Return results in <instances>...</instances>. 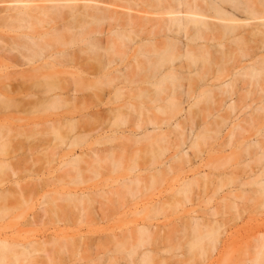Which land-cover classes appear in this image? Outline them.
I'll return each mask as SVG.
<instances>
[{"label":"rangeland","instance_id":"rangeland-1","mask_svg":"<svg viewBox=\"0 0 264 264\" xmlns=\"http://www.w3.org/2000/svg\"><path fill=\"white\" fill-rule=\"evenodd\" d=\"M5 1L0 0V87L22 83L24 90H41L46 86L30 87L44 82L38 75H32L49 68L46 63L52 58L48 56L63 51L71 54L75 66H94L99 61H109V69H125V73L119 83L116 79L104 87L105 92L95 96L90 88L82 89L88 85L77 76H71L69 72H74L72 64H67L60 68L64 72L56 78L77 92L65 93L64 102L40 103L35 101L37 96L29 97L23 93L13 94L14 102L10 105L3 106L0 101V126L10 130L9 133L6 131L8 146L1 149L0 145V162L8 164L0 170V192H4L0 197V239L18 243L47 242L36 248L32 263L23 260V256L14 262L9 253L0 260L1 264H127L130 259L138 260L146 243L137 247L131 256L128 242L116 246L113 236L142 223L154 226V231L160 233L158 243L164 242L159 245L165 248L158 255L155 253L154 259L149 257L153 260L147 259L143 264H149L150 260V264H176L183 259L184 264H264V196L236 190L237 197L229 198L233 183L223 185L220 182L229 174H218L233 161L222 157L229 151L222 154L216 150L226 131V126L222 131L221 128L215 130L219 128L218 118H214L216 113L208 111L211 114L206 115L201 104L197 106L198 110L193 106L189 113L181 111L193 102V94L179 88L174 94L170 92L169 87H172L168 82L165 83L168 90L160 95L139 97L131 92L139 81L148 78L149 61L142 51L150 47H142L138 52V42L123 46L115 40L113 46L111 42L105 47V51L92 50L85 41L90 26L83 28L66 17L59 19L39 13L21 21H4L2 8L8 5ZM109 1L119 11L141 8V0ZM37 3L45 2L30 4ZM17 5L11 3L13 8H18ZM17 11L14 9L11 14L15 15ZM61 24H66L71 32L64 29L55 35L52 26ZM102 26L106 27V24ZM145 28L150 29L148 25ZM22 33L51 34L41 43L44 54L33 64H22V53L31 54L37 49L18 39ZM108 36L104 33L98 38L106 44ZM149 57L156 59V56ZM238 57L242 59L241 63H246L245 58ZM57 61L62 58L56 59L55 63ZM137 62L146 68V73L138 68ZM20 71L29 79L20 78L17 74ZM181 83L186 90L188 80ZM112 86H123L124 89L119 94L110 93ZM168 96L169 101L182 105L171 106ZM63 118H70L73 128L63 127L59 132L65 135L66 130L70 136L85 135L79 136L73 146H68L69 138L60 139L52 128L56 127L57 119L65 120ZM177 122L179 128L175 127ZM152 127H156L161 135H152L148 140L143 132ZM4 139L1 138L0 143ZM75 156L79 160L73 166L70 159ZM206 161L208 166H205ZM241 167L244 166H237L235 174L243 175ZM203 174L213 181L206 188ZM135 177L139 179L128 185L127 180ZM184 178L191 182L184 187L186 190L176 191ZM234 180H237L236 176ZM68 193L83 198L69 200L66 198ZM159 200L164 203L158 207L160 209L157 208V212L150 209L151 204ZM191 220H199L202 224L191 223ZM203 221L217 223L205 226ZM167 234L171 235L169 240L159 239ZM55 236L73 237L81 243L75 241L77 245L71 247L69 243L58 245L51 242ZM106 246L113 259L111 263L106 260L107 254L94 255L96 247L101 250ZM76 253L79 254L77 259L71 261L69 257Z\"/></svg>","mask_w":264,"mask_h":264},{"label":"bare ground","instance_id":"bare-ground-1","mask_svg":"<svg viewBox=\"0 0 264 264\" xmlns=\"http://www.w3.org/2000/svg\"><path fill=\"white\" fill-rule=\"evenodd\" d=\"M33 1L45 3L30 4ZM5 2L8 5L2 8L5 13L3 16L4 21L9 19L21 21L25 17L29 18L39 13L59 19L66 17L73 24L75 22L80 23L83 28L90 26L91 28L88 29L85 41L92 50L104 49L103 51H105L107 49L105 47L111 42L113 46L115 40L123 46H126L127 43L138 42V52L142 47H150L149 50L142 51V55L147 56L149 61L148 78L146 81H139L138 86L130 89L131 92L136 93L139 97L160 95L168 90L169 86L165 85L166 82L170 84L172 88L169 87V90L174 94L178 88L182 89L184 93L191 92L193 94V102L188 105V109L182 108L181 111L188 112L193 106L198 110L197 106L201 104L200 106L203 105L201 109H204V112L207 111L206 115L211 114L208 111L216 113L214 118L215 120L218 118L217 127L219 128L215 130L218 129L219 131L221 128L222 131V128L226 126L224 136L217 143L216 150L222 154L229 151L222 157L228 161H233L227 169L218 174H229V176L220 180L223 185L233 183V189L228 192L229 198L237 197L236 190L239 193L251 191L254 196L257 194L264 196V0H141L140 9L134 10L135 8L129 6L131 9H127L128 11H119L113 8L115 4L109 0H7ZM11 3H18V8H13ZM14 9H18V11L15 15H12L11 11ZM150 14L155 16H150ZM104 23L106 27L102 26ZM146 25L150 29L145 28ZM52 29L57 36L61 34L57 31L66 29L71 32L72 30L66 24H61L57 27L52 26ZM80 33H82V29ZM104 33L109 35L106 38V44H103L104 42L98 38L99 35ZM50 35L47 33L39 35L22 33L18 36V39L24 41L27 45L32 44V46L37 48L31 54L25 55L22 53V58L26 59L22 60V64H33L44 54L41 43ZM135 37H139V40L135 41ZM29 49L31 48L28 47ZM148 55L156 56V59L153 60ZM239 55L246 59V63H241L242 59L239 60ZM48 58H52L46 63L49 68L38 70L36 74L32 75H38L44 82L39 81L38 85L32 84L30 86L31 88L36 86L39 88L41 85L46 87L42 86L41 90L33 91L34 89L31 90L29 88L28 90L22 89V83H18L13 87L9 85L1 86L0 101L3 106L10 105L12 101L14 102L12 95L19 93L29 97L35 95L37 96L35 101L40 103L48 102L50 105H54L64 102L65 93L77 92V89H71L69 85L61 83V80L56 78L60 77L61 73L64 72L60 68L67 64H72L71 67L74 71L69 72L70 75L77 76L88 85L83 86L82 89L90 88L95 96L105 92L104 87L110 86L109 84L116 79L119 83L125 73V69H109V61H99L94 66L83 64V69L82 66H75L71 54L64 51L57 52L53 57L50 55ZM58 58H62V61L55 63ZM137 66L146 73V68L142 67L140 62H137ZM17 74L22 79L26 77L29 79L22 71ZM185 79L188 80L186 90L183 89V84L181 83ZM112 87L113 89L109 91L110 93L114 91V93L119 94L124 89L123 86ZM167 99L171 106L180 107L182 105L181 102L169 101L170 97ZM199 111L201 112L202 110ZM231 117L234 118L231 119ZM63 119L65 120L57 119L56 127L52 128L54 132L59 134L60 139H64V136L69 138L70 143L68 146H73L79 136L83 137L85 135L76 134L70 136L66 130V134L63 135L59 132L63 127L68 128L69 126L73 128L70 118ZM204 123L206 126V121ZM175 127L179 128L180 123L177 122ZM145 130L147 131L143 132V136L148 140L152 139V135H161L157 133L156 127ZM6 131L10 132L6 127L0 126V139L5 138L0 143L1 149L8 146L9 134ZM215 134H218V132ZM185 153L182 152V154ZM177 156L179 155H176V158H178ZM78 160L79 157L75 156L70 159V163L74 166ZM238 165L244 166L241 167V171L239 170L243 175H238L240 174L238 172L235 174ZM7 166L8 164L0 162V170ZM205 166H208L207 161ZM202 176L206 182V185L203 186L206 188L207 184L213 181L212 179L210 180L207 174ZM235 176L237 180H234ZM138 179L139 177L128 179L127 184L129 185ZM189 181L191 182V180L184 178L183 183L176 191L186 190L184 187L188 185ZM3 195L4 192L1 191L0 197ZM66 198L74 201L81 200L83 197L68 193ZM226 201L228 202L229 200ZM162 204H164L163 201L159 200L151 204L150 209L157 212L156 209L161 207ZM200 219L204 220V218ZM192 221L193 223L199 222V225L201 222L199 220H191L190 222L192 223ZM207 222L205 226L217 223V221ZM199 225L197 226L199 227ZM158 229L157 231L159 232L165 231ZM155 231L153 225L142 223V225H137L133 229L127 228L125 232L114 235L113 242L116 246H121L127 241L130 246L129 255H133L137 247H141L146 243L143 245L144 249L140 253L138 252V260L130 259L131 261L127 262V264H143V261L152 259V257L149 258L150 256H153L154 259L155 253L158 255L161 250H165V248L160 247L164 242H159L161 243L159 245L157 240L160 233ZM160 237V240H169L168 238L171 235L167 234L163 238L162 236ZM133 239H136V242H133ZM75 241L77 242L73 237L65 238V236H55L51 240V242L58 245L69 243V247L73 246V244L76 246L78 242L81 243L80 239H78L77 243ZM137 241H139V245ZM46 243L45 240L18 243L0 239V260L6 254L11 253L15 259L14 262H18V258L23 256V260L32 263V255L36 252V248ZM109 252L110 250L107 246L101 250L97 247L94 249L95 257H100L98 256L100 254L108 255ZM46 254L50 256L48 251ZM77 255L79 254L76 253L74 256H70L69 259L75 261ZM29 258H31L29 261L26 260ZM155 259L157 260V258ZM106 260L111 263L113 261L112 256L108 255ZM114 263L116 264L117 262ZM249 263L251 264V262ZM176 264H184V259Z\"/></svg>","mask_w":264,"mask_h":264}]
</instances>
